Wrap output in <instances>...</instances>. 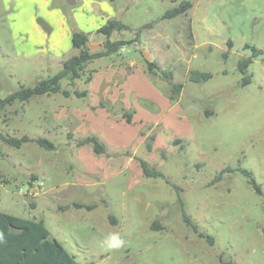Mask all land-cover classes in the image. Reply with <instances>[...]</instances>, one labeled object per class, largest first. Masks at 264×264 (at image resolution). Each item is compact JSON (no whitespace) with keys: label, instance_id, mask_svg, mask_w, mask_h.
<instances>
[{"label":"rangeland","instance_id":"rangeland-1","mask_svg":"<svg viewBox=\"0 0 264 264\" xmlns=\"http://www.w3.org/2000/svg\"><path fill=\"white\" fill-rule=\"evenodd\" d=\"M182 1L0 0V98L79 53L70 37L57 45V31L87 33L91 52L106 40L99 24H127L112 40L141 31L124 54L94 59L74 84L62 79L86 95H37L0 110V133L55 145L0 139V210L44 220L79 264H264V0H190L169 26L181 47L156 49L150 28L163 29ZM147 60L163 62L183 89L150 73ZM191 70L212 76L195 82ZM91 135L106 153L79 145ZM142 160L163 175H145ZM112 233L119 247L108 246Z\"/></svg>","mask_w":264,"mask_h":264},{"label":"trees","instance_id":"trees-1","mask_svg":"<svg viewBox=\"0 0 264 264\" xmlns=\"http://www.w3.org/2000/svg\"><path fill=\"white\" fill-rule=\"evenodd\" d=\"M192 6L190 0H183L178 6H175L164 13V17H174L185 13ZM128 26L121 20H109L106 24L98 28V32L106 35V40L103 42V48L97 52H91L88 47L89 36L83 31L75 30L72 33L71 42L75 48L80 49L79 53L74 54L63 62L62 68L53 76L44 78L37 82L34 86L22 85L18 90L10 93L4 98H0V110L12 106L16 101L25 102L37 95L62 93L65 96H70L73 92L78 96L86 95L87 91H80L78 89L70 90L62 87V79H70L71 84H74L76 79L80 78L85 72V69L94 59L119 53L127 44L141 43V31L138 30L136 36L132 39H117L112 40L110 36L115 31H122ZM187 31L189 37H193L192 24L189 18L187 23ZM254 56L258 55L257 48L253 47ZM148 69L152 74H160L169 82L173 91L180 92L183 89L184 83L176 82L173 71L162 69L158 61H149ZM252 62L251 58L242 59L239 62L240 69L247 73L249 64ZM212 76L210 72H203L199 70H191L190 80L199 82L207 80ZM250 77H246L245 83L249 81ZM91 80V75L87 78ZM130 120V115L128 116ZM0 139L4 142L20 147L23 142L35 141L42 146L49 149L55 148V145L50 140L40 137L32 138L28 135L22 137L8 136L0 133ZM91 143L96 153H106V145L96 135L88 136L79 141V145ZM141 167L145 175L161 176L163 173L159 170L152 169L144 160L141 161ZM224 170H231L226 168ZM244 173L250 177L258 192L263 193L261 186L258 185L251 175V172L244 170ZM223 172L215 177L219 180ZM77 206H83L77 204ZM111 219L115 220L111 215ZM185 219L192 224L196 230L191 218L185 214ZM154 228L162 227L160 221L157 219L153 222ZM203 236L204 233L200 232ZM208 239L213 242V237L208 236ZM0 264H79L75 256L72 255L61 241L54 237L51 231L46 226L44 220L30 219L16 216L0 210ZM91 264V263H90Z\"/></svg>","mask_w":264,"mask_h":264},{"label":"crops","instance_id":"crops-1","mask_svg":"<svg viewBox=\"0 0 264 264\" xmlns=\"http://www.w3.org/2000/svg\"><path fill=\"white\" fill-rule=\"evenodd\" d=\"M188 11H190V9ZM179 15H181V14H179ZM179 15H177V16H179ZM177 16L165 17L164 23L161 26L163 29H158L157 27H155V26H158V24H159L158 22L153 27L150 28V30L153 31L151 35H155V41L154 42H156V45H155L156 49L158 46V48L160 50L164 49V50L170 51V50H174V49L177 50L178 47H181L179 41L174 39V36L176 35L177 31H174L172 29V27H169L173 24L172 22L175 19V17H177ZM63 21H64V19H63ZM100 26H102V25L99 24L97 27V30ZM51 32H53V28H52ZM61 35L64 36V39H65L64 42H67L69 37H70V39L72 38V31H70V32L69 31L68 32L67 31L66 32H60V31L55 32L54 42L57 43V45H60V43L62 41ZM159 37H161L164 40H167V44H165V46L162 45L161 40H159ZM152 44H154V43H152ZM125 51H126L125 48H123V49H121L120 53L123 52V54H124ZM117 55L119 56L120 54H117ZM108 56H110V55H108ZM103 57H105V56H103ZM103 57H100V58H103ZM97 59H99V58H97ZM125 62H127V61H125ZM158 62L160 64V66L162 67V69H164L163 68L164 63L161 62L160 60ZM133 63H134V61H131L129 65L130 66L135 65ZM164 70H166V69H164Z\"/></svg>","mask_w":264,"mask_h":264},{"label":"clouds","instance_id":"clouds-1","mask_svg":"<svg viewBox=\"0 0 264 264\" xmlns=\"http://www.w3.org/2000/svg\"><path fill=\"white\" fill-rule=\"evenodd\" d=\"M105 239L109 247H119L124 243L118 233L109 234Z\"/></svg>","mask_w":264,"mask_h":264}]
</instances>
